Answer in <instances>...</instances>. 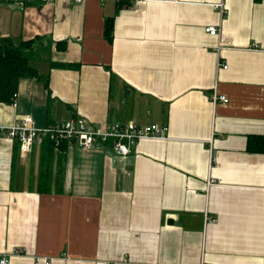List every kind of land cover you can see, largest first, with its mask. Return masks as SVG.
I'll return each instance as SVG.
<instances>
[{"label":"crops","instance_id":"1","mask_svg":"<svg viewBox=\"0 0 264 264\" xmlns=\"http://www.w3.org/2000/svg\"><path fill=\"white\" fill-rule=\"evenodd\" d=\"M119 1L0 0V35L42 38L36 67L51 90L25 77L0 102V258L264 264V152L249 149L264 135V0H129L110 43L105 20ZM214 91L230 101L214 103ZM28 114L39 125L83 116L168 131L122 161L110 146L68 141L23 154L2 127Z\"/></svg>","mask_w":264,"mask_h":264},{"label":"built area","instance_id":"2","mask_svg":"<svg viewBox=\"0 0 264 264\" xmlns=\"http://www.w3.org/2000/svg\"><path fill=\"white\" fill-rule=\"evenodd\" d=\"M21 7H25L30 0H14ZM48 1V0H42ZM77 2L82 0H75ZM219 6L223 10L225 4L222 1ZM212 35H220V29L216 25L206 28ZM227 67V65H224ZM214 103L229 102L228 96L214 91L211 95ZM6 130L7 136L19 143L20 151L25 154L30 152L35 145L42 144L45 140H51L55 145L63 141L77 143L85 150L102 146H110L115 161H122L133 153L134 145L146 138H163L167 135V124L150 123L139 125L133 121L115 122L104 128L95 127L83 116H77L66 120L55 121L46 125H39L36 118L25 115L17 122L2 127ZM110 144V145H109ZM17 253L23 251L15 249ZM10 254L5 253L0 258V264H9ZM44 259L46 264H52L54 258L39 257Z\"/></svg>","mask_w":264,"mask_h":264},{"label":"trees","instance_id":"3","mask_svg":"<svg viewBox=\"0 0 264 264\" xmlns=\"http://www.w3.org/2000/svg\"><path fill=\"white\" fill-rule=\"evenodd\" d=\"M129 0L118 2L114 15L105 20V37L112 43L114 41L115 19L117 13L124 5H129ZM62 41H59L61 43ZM39 44H43L41 37L28 40H16L11 36L0 35V102L12 103L19 90L22 78L33 77L43 80L45 87L50 92L49 74L40 73L39 69L32 64L33 56ZM66 47V46H64ZM61 47V48H64ZM51 67L79 68L78 63H66L52 61ZM19 149V143L15 147ZM249 149L257 152H264V135L250 136Z\"/></svg>","mask_w":264,"mask_h":264},{"label":"rangeland","instance_id":"4","mask_svg":"<svg viewBox=\"0 0 264 264\" xmlns=\"http://www.w3.org/2000/svg\"><path fill=\"white\" fill-rule=\"evenodd\" d=\"M40 56H41V55L39 54V57H40ZM40 58H41V57H40ZM32 64H33L34 66L40 67L41 69L45 67V63L41 62V60L37 57V54H35V55L33 56Z\"/></svg>","mask_w":264,"mask_h":264},{"label":"water","instance_id":"5","mask_svg":"<svg viewBox=\"0 0 264 264\" xmlns=\"http://www.w3.org/2000/svg\"><path fill=\"white\" fill-rule=\"evenodd\" d=\"M169 222L172 223L173 222V219H170Z\"/></svg>","mask_w":264,"mask_h":264}]
</instances>
